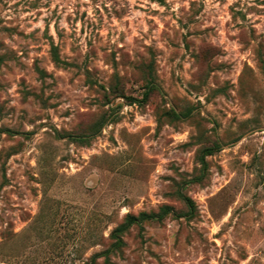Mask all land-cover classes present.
I'll use <instances>...</instances> for the list:
<instances>
[{"label":"rangeland","instance_id":"rangeland-1","mask_svg":"<svg viewBox=\"0 0 264 264\" xmlns=\"http://www.w3.org/2000/svg\"><path fill=\"white\" fill-rule=\"evenodd\" d=\"M176 190L192 220L96 264H264V0H0V264H84Z\"/></svg>","mask_w":264,"mask_h":264},{"label":"trees","instance_id":"trees-1","mask_svg":"<svg viewBox=\"0 0 264 264\" xmlns=\"http://www.w3.org/2000/svg\"><path fill=\"white\" fill-rule=\"evenodd\" d=\"M53 57L55 63H63L60 59L58 54L56 53V49L53 47ZM144 90L142 92L141 98H134L128 97L129 102H138V103H146L154 91L162 92L160 86L156 83L155 79L150 76L143 86ZM114 96H120V92L111 91ZM124 95V94H122ZM192 111V107L188 108L184 111H175L174 109H170L168 114L173 119H181L183 117H188ZM95 129L92 132L82 133V134H70L68 133L67 136L70 140L76 141L83 144H88L91 137L97 131ZM221 142L218 140H214L213 142L203 145L201 148L198 149L196 158L199 164L198 173L191 179V182L194 183H202L206 178L207 171H208V162L207 157L210 155L215 154L221 149ZM176 196L179 198L180 201L185 205L186 210L183 212H176L171 205L163 204L161 205L157 211H141L137 214L134 213H127L123 217L122 221L115 227L112 228L109 233L110 243L109 246L100 252H96L92 254L89 259L84 264H96V261L99 257L104 256L105 260H108L109 255L112 254L114 251L120 250L124 246V239L123 236L126 232H128L133 226L139 228L140 231L144 229V225L148 222H161L167 216L171 215L177 218L183 217L186 220H192L196 215V205L193 199L183 193L181 190H176Z\"/></svg>","mask_w":264,"mask_h":264}]
</instances>
